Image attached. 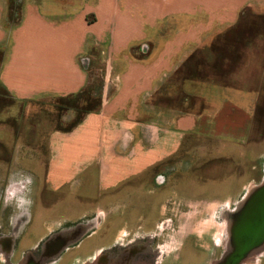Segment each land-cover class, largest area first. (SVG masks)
Here are the masks:
<instances>
[{"label":"crops","instance_id":"1","mask_svg":"<svg viewBox=\"0 0 264 264\" xmlns=\"http://www.w3.org/2000/svg\"><path fill=\"white\" fill-rule=\"evenodd\" d=\"M9 11L10 0H0V91L38 110L71 103L63 122L21 119L23 143L34 133L29 124L42 138L41 168H26L33 154H25L22 170L35 174L17 181L30 187L24 232L41 192L54 207L90 205L47 223L36 240L82 217L100 227L106 207L127 209L112 223L132 232L128 220L146 206L144 193L154 194L153 175L176 166L180 174L160 192H179L189 188L184 180L194 189V175L213 161H235L242 171L264 80V0H26L15 25ZM38 201L51 205L43 195Z\"/></svg>","mask_w":264,"mask_h":264},{"label":"rangeland","instance_id":"2","mask_svg":"<svg viewBox=\"0 0 264 264\" xmlns=\"http://www.w3.org/2000/svg\"><path fill=\"white\" fill-rule=\"evenodd\" d=\"M25 1L26 0H20L18 2L19 12L22 10V6ZM42 104L41 106H44L43 109L38 110V108H36L34 104L21 103L12 99L2 90L0 91V223L4 219L7 220V217L11 218L18 216L20 213H23L24 210L28 209V200L30 199V192L26 190H28V188L30 187L25 186L22 183L18 184L17 182L20 179H31L32 174H35L33 171H31V169L28 171L22 170V160L25 154H33L32 159L26 160V168L29 167L34 170H39L41 168L40 164L36 160L35 155L37 151L42 149V145L40 144L42 138L36 133V127H38V124H36V126H33V124L25 126L28 131L33 130L34 133L33 135L32 133L29 135L27 134V139L25 138L23 143L21 135L25 130H20V125L22 124L21 119L23 118L24 121H26V118L28 117V120L37 119L38 121L41 119L46 120V122L51 121L52 123H54L56 120L63 122L64 119H67L68 117V113H65V107L70 105L71 103L61 101L58 103V106H55V104H52L50 103V101H47V103L45 102ZM32 139H34L36 143ZM43 147L47 149L46 142ZM246 149L249 150V152H247ZM246 149V151H243V159L239 160V162L242 163V171L240 173H236L237 163H235V161L224 160L223 162L220 160H216L213 161V163L211 162L210 166H201L202 164H204V160L199 161V165L201 167L199 169V172L194 175L196 185L194 189H192V186L189 185L190 183H187L184 180L183 183L187 184L186 187H189L186 191L181 190L179 192H176L169 190L165 192L167 190L165 189L164 191H161L163 193L161 194L160 184L166 183V181L168 182V179L170 178L171 174H175L176 176L177 174H180V169L178 170L176 166H172L168 171H163L162 174L153 175L151 182H153L154 184V194L152 193V195H147L148 191L144 193L145 198H147L146 206L138 207L134 211L132 216H135V218L128 220L127 217H123L121 219L131 221L128 223L136 225L138 228V232L144 230L147 232L150 230L161 231V228L159 229L160 225L157 229L155 227L157 226L155 225L156 221H158L157 218L161 215L160 196L164 195L163 197H161V199L164 200L166 195L169 197L168 199L166 197V200L174 198L176 203L178 202L177 204L180 206L178 207V205L174 206V204L167 203V207L165 206V209H163L164 211H169L167 216L169 218L172 216L171 213L173 211H171L170 208L174 206V210L176 213L174 217H176V220L178 222V226L170 222L169 227L172 226L173 229L170 228L172 231L169 230L168 236L177 237L178 231H181L182 233L180 235V239L174 238V242H172V245H170L177 247L174 249L175 251L171 253L178 255V250L176 249L183 247L182 249L186 250L188 260H201L204 257V254L194 248L193 243H197L196 238L193 239L194 237H187L185 239V235L189 233L191 231V227H193V222L191 221L187 222V224H184L186 223L184 221H186L187 218L186 211H188V209L197 210L199 208L203 210L210 206L214 207L213 205L207 206L206 204L209 203V201L211 200H218L221 197L223 198L224 196H226L230 200L231 198H233V200L239 199V195L242 191L240 189H242L243 182L246 179L248 180L249 177H252L255 178L254 183H258L260 182L259 179H261L264 174V80L262 83V93L257 105L253 128ZM184 165L185 164H182L181 168L185 169ZM252 166H254L253 170L252 168H250ZM225 169L227 171H225ZM230 169L232 171H228ZM13 171L19 172V174L23 172L25 176H13ZM224 173H226L227 175H224ZM224 178H227L228 186L222 185L224 184ZM155 185H157V187ZM87 192L88 194L92 195L91 188L88 189ZM41 195H43V201L48 202L47 204H51V201L54 199V197H51L48 192H41L40 195L37 197L35 205L32 206V209L30 210V212H28L27 215L30 224L27 226V229L22 236L19 253H24L29 246L33 245V243L36 241V237L43 232L47 223L50 224L52 222H55V220L61 216H78L83 210H85L90 205V203H85L84 208H82V206L80 207L75 205L77 204V202L67 201L62 202L60 205H58L60 201H57L55 207L53 203L49 205L50 209H48L49 206H47L48 208H46L44 204H41L40 206V201H38V198ZM89 202H93V200H89ZM126 210L127 209L125 208L118 209L117 207L104 208L102 210L104 212L103 215H106L109 212L107 214L106 223L101 224L100 227L96 225L95 228L98 229L92 237L85 240L84 248H82L81 251L68 252L67 258L73 257L75 255L79 256L81 253L85 256L89 255V252L92 251L91 248H94L95 246H97L98 243L101 242L102 235L109 234L108 238L106 239L107 247L110 246L118 236H120L119 234L124 232H130V230L128 229L129 225L124 224L118 227L119 224L117 220L114 221V224L112 223L114 219L113 217H116L118 220H120V217L114 216V214H118ZM39 211L40 213H38ZM111 211L114 213H112ZM140 213L146 215V218H144L145 220L137 218L138 214ZM2 217H4V219H2ZM135 222H137V224H135ZM162 222L163 225H168V223H166L167 219H163ZM142 224L144 225V227H142Z\"/></svg>","mask_w":264,"mask_h":264},{"label":"flooded vegetation","instance_id":"3","mask_svg":"<svg viewBox=\"0 0 264 264\" xmlns=\"http://www.w3.org/2000/svg\"><path fill=\"white\" fill-rule=\"evenodd\" d=\"M259 180L242 189L239 199L225 201L218 207L186 211L184 224L191 221L193 227L185 239L196 238L194 248L204 254L199 261L188 260L183 247L176 249L178 255L171 253L177 247L170 245L174 238L180 239L182 233L178 231L177 237L168 236L169 230L173 229L169 227L170 222L178 226L174 217V206L178 202L166 200L165 196L160 203L161 215L155 224L156 229L160 225L161 231L138 232L137 228L136 231L119 234L107 247L109 234L102 235L101 242L97 244L99 247H92L86 256L81 253L67 258L68 252L81 251L80 246L93 236L94 230H80L82 226H96L88 218L62 222L24 253H19L24 234L22 225L26 218L21 213L7 217V220L2 217L5 221L1 219L0 223V264H264V174ZM167 203L174 204L170 208L174 213L172 211L169 218V211L163 210ZM163 219H167V226L163 225Z\"/></svg>","mask_w":264,"mask_h":264},{"label":"trees","instance_id":"4","mask_svg":"<svg viewBox=\"0 0 264 264\" xmlns=\"http://www.w3.org/2000/svg\"><path fill=\"white\" fill-rule=\"evenodd\" d=\"M19 4L15 0H10V20L12 21V25H15L20 20V12L18 11Z\"/></svg>","mask_w":264,"mask_h":264},{"label":"water","instance_id":"5","mask_svg":"<svg viewBox=\"0 0 264 264\" xmlns=\"http://www.w3.org/2000/svg\"><path fill=\"white\" fill-rule=\"evenodd\" d=\"M263 187H264V183H263ZM263 187H262V188H263Z\"/></svg>","mask_w":264,"mask_h":264}]
</instances>
